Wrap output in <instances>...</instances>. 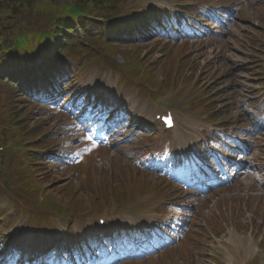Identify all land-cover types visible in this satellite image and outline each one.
<instances>
[{
  "label": "rangeland",
  "instance_id": "1",
  "mask_svg": "<svg viewBox=\"0 0 264 264\" xmlns=\"http://www.w3.org/2000/svg\"><path fill=\"white\" fill-rule=\"evenodd\" d=\"M75 1L53 0L55 4H69ZM143 1L146 2L142 3L141 7L146 9L156 6H167L162 0ZM191 7H195L197 13L222 8L225 13H233V18L230 21L231 23H228L230 27L227 31H222L223 26L221 25H217L213 31L198 29L204 36L200 37L199 34H196V38L188 36L184 38L183 43H169V50L179 49L180 55L184 57L188 55L190 57L187 59V62L194 67L197 66V72L200 71L202 73L198 81L200 85L197 89L210 87L212 88L211 92H218L219 106L217 108L222 111L227 107L226 111L229 112L227 119L225 118L224 121L225 126L219 129L221 131L219 138L228 135L232 137V143L237 145L244 144L242 148L245 149V152L238 160L242 163L241 165H245L246 168H252L254 172L251 175L234 176L232 183L223 184L213 189L204 191L203 188H198L194 190L192 196L189 195V190L187 189H184V193V191H178L180 188L173 187L174 200L182 201L183 205L188 208L186 210L189 213L185 215V218L191 224L189 231L190 235H195V240H191L187 253L179 251L181 243L177 242L171 249V251H176L175 254H171V261L159 264H188V262L190 264H211L212 255L217 251H221L220 253H216L220 255V259L229 263L227 250L223 251L220 248V244H223V242L215 239L210 233V230L215 227L214 220H219V213H222L228 222H233L235 217L232 218L231 214L235 211L238 214L236 218L238 222L248 224L250 230L254 234L257 233L259 239L264 240V80L255 79V73L252 72L254 68H260V64H264L261 60L264 57V0H203L201 3ZM124 18L129 20L126 12H124ZM161 20L164 22V17ZM191 27L194 30L192 24ZM158 39L159 37H151L131 46L132 50L142 48L140 56L145 55L150 67L154 64L152 84H157L164 80L163 68L160 69V66H157V64L161 65L159 62L162 60V52L167 50V47L166 43L161 41L162 38ZM252 55H257L260 59L254 58ZM41 60L42 56H37L38 63ZM208 64H212L215 68L213 71L214 77H211V74L205 73L204 66ZM85 74L87 75L85 76ZM83 77H86L85 80H80L79 83L77 79L73 80L69 89H66L67 87L64 88L66 91H62L60 86L51 87L54 89V92L61 93L60 103L51 105L52 107L57 106L58 109L62 108L59 114L54 111L49 113L47 109L36 104L32 108H29L31 124L33 119L43 120L51 126L60 125L62 129H65L58 137L61 144L57 148L50 149L47 154H43L44 159L49 160L45 162L42 169L31 167L37 183L41 185V182L44 189V192H40L42 195L36 196L37 202L42 201L45 195H50L61 203L71 202L74 198L68 196L70 193L69 186L74 185L77 187V183L86 175L87 166L90 161L86 164L82 160L88 154V149L82 148V143L77 140L80 136V133L77 132L80 125L77 114L81 112L82 102L87 103V101H83L81 96L77 102L70 104L74 101L73 94L76 90L93 88L96 91H102L106 89L108 94L113 93L116 97H120V100H123L127 105L133 107L132 110L138 117L145 116L143 118L147 123L153 122L154 113L159 105L158 102L165 99L162 93L155 101L149 100L147 95L140 92L139 99L148 97L140 101L128 87L118 88L117 90V78L110 79L107 72L96 67L85 69ZM204 77L206 78L202 80ZM129 86L138 94L137 86H134V84H129ZM46 87L51 91L48 85ZM189 89L191 90L192 86ZM186 91L188 90L174 94L173 102L178 110L188 106V100L185 96ZM66 94H68V99L64 98ZM145 105L146 110L143 108ZM187 115L194 120L193 114L187 112ZM185 116L186 113L180 111L179 117L182 119ZM196 118L194 130L199 135V138L192 137L193 142L202 139L200 131L205 130L207 135H209L214 130L204 121L202 116ZM74 127L77 128L74 130ZM68 128H71V132L69 133L66 131ZM126 128H129V124ZM130 128L135 130L134 126H130ZM116 134L115 132H111L109 136L113 137ZM129 135L128 133H119L117 135V137H120L119 139L115 137L111 138V149L104 150V155H100L94 161L91 160L93 161L91 170L94 176L93 181L95 182L93 185L94 192L91 194L86 189L79 187L77 199L84 203H89L91 200H94V195L99 194V190H96V188L113 184L117 181L138 178L156 182L160 180L161 176L167 179L168 167L176 169L180 165L176 158H172L163 161V169L159 171L156 167L155 170L151 169L148 162L142 163L141 161H137L139 147L142 146L137 143V136H132L134 137V141L130 143L128 141L125 144L122 142L119 146L114 145L116 144V140L123 141ZM141 138L142 141L156 144L159 135L151 136L149 133H142ZM232 143L229 142L231 146ZM173 149H176L175 145H173ZM75 151H78L77 159L73 155ZM57 153L62 154L60 155V160L51 156ZM186 156L191 160L192 152L188 151ZM72 161H76V166L71 167ZM180 169L176 174V170L174 172L171 171L173 172L171 179H169L171 182H174L175 177L181 178L184 176L187 170L186 166ZM14 171L15 168L12 167L7 175L12 174V172L14 174ZM232 172L234 173L233 170ZM222 176L220 175V177ZM75 178H78V180H75ZM149 195L147 194L142 197L139 202V204L145 207L146 218L141 221V224L139 222L136 224L144 225V228L147 227L146 224L153 223L159 217L155 211L150 210V206H155L161 200H156ZM159 195L160 193H158ZM2 205L10 213H14V207L8 199H3ZM55 216L54 220L56 219ZM177 217V221L182 219V215H177ZM130 226L133 227L134 224ZM55 227L57 225L53 228ZM51 228L50 226V228L38 227L37 229V226L33 222L28 221L26 215L19 217L11 228L13 235L8 240L10 243L9 249L0 252V259L5 257L7 260L5 262L1 260L0 264H19L16 259H20L27 244L33 248L40 243H44L46 240L51 241L56 236V232L54 231L58 227L56 229ZM18 243L24 244H19L16 248L15 244ZM126 248H129V244L126 245ZM178 254H182L183 258H180ZM252 257H254L253 252L249 251L243 258L238 259L240 264H244L245 261L249 264ZM160 258L161 254L154 256L153 263L148 259H142L131 264H156V261ZM257 258L264 263L263 253L258 255ZM23 259H25V254H23Z\"/></svg>",
  "mask_w": 264,
  "mask_h": 264
},
{
  "label": "trees",
  "instance_id": "2",
  "mask_svg": "<svg viewBox=\"0 0 264 264\" xmlns=\"http://www.w3.org/2000/svg\"><path fill=\"white\" fill-rule=\"evenodd\" d=\"M116 1L102 0L99 4H95L94 0H89V4H92L90 7L87 6V1L82 3L87 8L88 15L110 18L114 16L112 8L118 5ZM80 14L71 5H56L53 0H16L15 2L0 0V67L17 66L20 59H23L22 56L33 54L35 42H42L47 35L52 38L54 44H57L58 40L67 33L74 34L77 26L76 18ZM81 22L86 21L81 20ZM83 29L86 31L85 26ZM95 42L96 44L90 46L93 48L87 50L89 55H93L94 52L102 55L105 52L116 51L102 39ZM11 103L6 100L5 108L10 109ZM37 130L28 131L27 126L22 125L19 120L17 122V118L9 111L0 112V145H5L10 139L21 135L23 141L32 143V147H44L45 142L53 138L52 130L42 132L45 135L41 139L37 137ZM36 139L38 142H34ZM18 158L19 162L14 163ZM38 161L35 154L27 152L19 154L15 159L11 154L0 155V176L6 175L11 169L6 166L7 163L13 165L15 171L10 176L13 181L15 180V195L21 200L20 211L28 213L37 221L46 222L50 218L49 211L62 210L63 206L51 202L49 196L42 203L29 198V195L35 196L41 189V186L35 185L36 181L33 180L30 167V164L34 166ZM25 182H28V185ZM2 188L5 189L3 186Z\"/></svg>",
  "mask_w": 264,
  "mask_h": 264
},
{
  "label": "bare ground",
  "instance_id": "3",
  "mask_svg": "<svg viewBox=\"0 0 264 264\" xmlns=\"http://www.w3.org/2000/svg\"><path fill=\"white\" fill-rule=\"evenodd\" d=\"M237 251L240 253L241 249L244 250V243L240 242V241H237Z\"/></svg>",
  "mask_w": 264,
  "mask_h": 264
},
{
  "label": "snow or ice",
  "instance_id": "4",
  "mask_svg": "<svg viewBox=\"0 0 264 264\" xmlns=\"http://www.w3.org/2000/svg\"><path fill=\"white\" fill-rule=\"evenodd\" d=\"M168 122H169V123L171 122L170 118H168Z\"/></svg>",
  "mask_w": 264,
  "mask_h": 264
}]
</instances>
